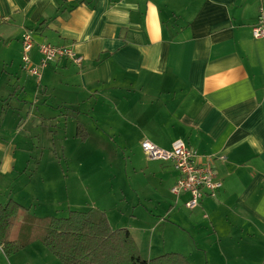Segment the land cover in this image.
I'll return each mask as SVG.
<instances>
[{
  "label": "crops",
  "instance_id": "1",
  "mask_svg": "<svg viewBox=\"0 0 264 264\" xmlns=\"http://www.w3.org/2000/svg\"><path fill=\"white\" fill-rule=\"evenodd\" d=\"M262 11L264 0H0V102L16 109L0 105V205L13 200L3 202L1 173L16 172L21 148L15 100L37 98L33 108L45 99L52 112L56 101L85 118L76 139L88 144L95 136V147L113 150L114 160L128 154L132 194L154 204L141 231L160 227L145 260L163 253L161 237L191 264L197 255L207 264H264V38L253 35ZM26 32L37 44L71 47L83 62L61 59L38 81L23 68ZM33 60L40 62L37 50ZM6 113L9 122L1 121ZM5 127L16 137L3 136ZM143 140L167 150L183 140L200 161L213 157L223 187L189 210L190 195L177 202L171 192L173 163L149 160ZM19 254L9 258L0 246V264H20Z\"/></svg>",
  "mask_w": 264,
  "mask_h": 264
},
{
  "label": "rangeland",
  "instance_id": "2",
  "mask_svg": "<svg viewBox=\"0 0 264 264\" xmlns=\"http://www.w3.org/2000/svg\"><path fill=\"white\" fill-rule=\"evenodd\" d=\"M36 99L29 96L26 99L27 103H23L21 99L15 100L18 104L17 109L21 110H17L19 112L16 114L19 116L21 114L22 117L21 124L16 126L17 134L21 133L18 139L21 148L16 152L18 157L16 172L1 173V177H7L1 179V187H4L1 188L3 202L13 199L22 203L29 215L40 218L67 217L71 211L88 212L94 208L105 211L110 220L116 221L113 225L115 228L133 229L141 255L146 257V249L149 251L148 238L153 232H157L156 243H158L160 227L155 231L146 228L144 233L141 231V222L150 216L148 210H151L154 204L147 200L144 194L142 196L132 194L130 181L136 179L127 177L128 173L133 174L132 166L128 163V154L126 156L120 154L118 160H114L113 150H101L95 147L100 143L95 140V136L91 142L83 144L75 138V133L77 123L81 120L86 122L85 118H76L73 110L59 107L60 103L56 101L50 102L52 107L54 104L55 110L52 112V108L44 104L45 99L41 101V98L32 108ZM13 104L10 100L0 102L1 112L10 108L9 114L13 113L16 109L9 106ZM25 105H28L27 111ZM31 110L32 120L29 114H26ZM38 111L42 116L44 115L45 120L34 114ZM9 114L2 115L1 121L6 119V122H9L15 113L11 116ZM14 123H17L16 119ZM10 131L5 127L4 133L1 131V134L11 138L16 137V130L13 136L10 135ZM9 177H17L18 180L9 183ZM166 195L169 197V194ZM132 203L139 206L134 209ZM156 220L159 221L158 218ZM168 224L174 226L172 222ZM159 240L161 243L159 248L164 247L161 254L176 251L171 241L163 246L161 237ZM38 245L32 250L19 252L15 261L20 264H53V262L62 264L43 243L39 242ZM154 254V257L161 255H157V250ZM197 257L195 264H207L204 255L201 258L199 255Z\"/></svg>",
  "mask_w": 264,
  "mask_h": 264
},
{
  "label": "trees",
  "instance_id": "3",
  "mask_svg": "<svg viewBox=\"0 0 264 264\" xmlns=\"http://www.w3.org/2000/svg\"><path fill=\"white\" fill-rule=\"evenodd\" d=\"M77 136L85 140L88 133L79 127ZM36 242L62 264H191L180 253L145 260L132 233L113 229L99 209L40 218L14 200L0 205V246L5 255L13 257Z\"/></svg>",
  "mask_w": 264,
  "mask_h": 264
},
{
  "label": "built area",
  "instance_id": "4",
  "mask_svg": "<svg viewBox=\"0 0 264 264\" xmlns=\"http://www.w3.org/2000/svg\"><path fill=\"white\" fill-rule=\"evenodd\" d=\"M256 39L264 38V11L259 16L258 25L253 29ZM23 44V68L28 73L41 81L43 72L52 64L61 59H66L75 65H81L83 57L76 53L71 47H57L52 44H37L34 36L26 32L22 37ZM37 50L40 62L36 64L33 53ZM145 156L151 160L162 163H173L178 173L175 185L171 189L177 202L182 195H190L186 207L193 211L200 207L206 195L215 196L223 184L217 179L214 158L207 157L200 161L198 153L190 148L183 140L173 143L171 149H163L149 140L141 142Z\"/></svg>",
  "mask_w": 264,
  "mask_h": 264
}]
</instances>
